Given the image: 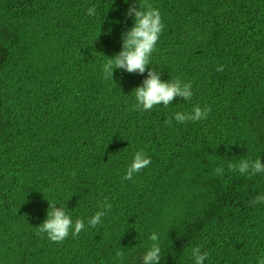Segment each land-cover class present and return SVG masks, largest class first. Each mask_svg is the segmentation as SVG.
Returning <instances> with one entry per match:
<instances>
[{"label": "trees", "instance_id": "obj_1", "mask_svg": "<svg viewBox=\"0 0 264 264\" xmlns=\"http://www.w3.org/2000/svg\"><path fill=\"white\" fill-rule=\"evenodd\" d=\"M144 2L0 0V264H125L179 190L184 215L211 184L217 199L181 225L159 264H194L196 246L209 254L204 264L264 257V203L249 204L264 194V174L227 171L249 157L264 163L248 135L264 130V0H147L164 24L148 67L162 81L191 82L193 95L141 112L134 89L147 70L105 81L102 65L134 24L127 9ZM195 106L211 108L207 119L165 124ZM139 150L150 165L122 181ZM105 197L111 211L88 227ZM48 201L84 220L78 238L36 234Z\"/></svg>", "mask_w": 264, "mask_h": 264}, {"label": "clouds", "instance_id": "obj_2", "mask_svg": "<svg viewBox=\"0 0 264 264\" xmlns=\"http://www.w3.org/2000/svg\"><path fill=\"white\" fill-rule=\"evenodd\" d=\"M87 15L95 16L96 7H89ZM126 16L133 17L134 24L122 35V50L103 63L102 79L113 81L114 70L123 69L128 73L139 74H143L147 70V78L143 80L140 86L134 89L135 103L132 105L133 111H150L161 104L164 107H168L177 97L185 101L190 100L193 95L191 82H182L180 79L162 81L160 73L148 67L151 64V55L156 50L157 42L164 29L159 9L154 8L152 4L145 0L143 4L139 5V8L130 6L127 9ZM217 71H223V67H218ZM210 112L211 108L209 106L204 108L195 106L191 112H176L173 117L165 121V124L172 126L173 119L177 123L198 122L207 119ZM150 163V157L143 150L136 151L131 163L127 165L125 174L121 178L122 181H131L135 175L148 167ZM227 171L236 172L239 175L251 178L257 174H264V163L261 162L260 158L253 160L249 157L241 159L239 163L229 162ZM224 173V166L213 169V174L217 177L223 176ZM72 175L75 176V172ZM261 203H264V194L257 195L249 201L251 206ZM55 204V202L48 201L47 218L38 226L36 234L41 237L46 235L50 242L56 244L62 243L68 238L69 234L73 238H78L81 231L85 229L84 220L76 219L73 222L65 207L57 208ZM111 209L112 205L108 203V198L105 197L101 203V210L88 219V227L95 228L102 224V218ZM149 239L153 243L141 257V264H159L161 259L159 235L152 233ZM208 255V252L201 251L200 246L191 249V258L194 259V264H204ZM115 257L122 260L124 258L123 250H117ZM257 264H264V257L259 258Z\"/></svg>", "mask_w": 264, "mask_h": 264}, {"label": "rangeland", "instance_id": "obj_3", "mask_svg": "<svg viewBox=\"0 0 264 264\" xmlns=\"http://www.w3.org/2000/svg\"><path fill=\"white\" fill-rule=\"evenodd\" d=\"M263 109V107H261ZM264 121V120H261ZM261 128H264V123L260 122L257 123L256 126ZM253 126V123L251 124ZM251 126L249 127V130H251ZM248 135L254 141L255 144H257V149H261L262 152H264V130L263 131H256L254 133H250L248 131ZM172 187V184H171ZM216 189V186L214 184L210 185V188H203V195L198 197L196 196L193 199V204L191 203L189 206L186 205V207L189 208L190 212L188 214L182 215L180 211L183 210V208H180V196H183V191L176 194V197L173 200L174 209L173 211L163 209L161 210V215L158 219H156V223H160V226L158 229L155 230L153 233H157L159 235V243L161 247V257L163 255V252L166 248H168L180 235L181 225L189 219L192 220L195 218V216L199 215L201 213V210L203 211L211 202L213 203L217 199V195L213 192ZM172 193V192H171ZM170 193V194H171ZM186 196L190 195V193H186ZM179 199V200H178ZM193 214V215H192ZM176 218V221L173 219ZM174 227V228H173ZM170 228V230L168 229ZM168 229V230H167ZM153 242L148 239L147 242H142L140 245L136 244L135 247V253L128 259L127 263L125 264H141V257L143 254L149 249L150 245ZM165 247V248H163Z\"/></svg>", "mask_w": 264, "mask_h": 264}]
</instances>
